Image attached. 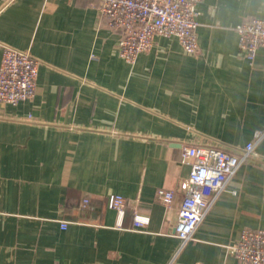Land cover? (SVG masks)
<instances>
[{
	"label": "crops",
	"instance_id": "crops-1",
	"mask_svg": "<svg viewBox=\"0 0 264 264\" xmlns=\"http://www.w3.org/2000/svg\"><path fill=\"white\" fill-rule=\"evenodd\" d=\"M99 3L0 0V61L3 43L42 61L32 99L0 101V264H166L190 172L183 147L232 149L264 131V47L251 62L237 32L264 19V0H203L197 53L157 36L134 63ZM257 151L175 264H243L229 246L264 228V137ZM112 193L129 200L123 217ZM136 210L150 218L139 229Z\"/></svg>",
	"mask_w": 264,
	"mask_h": 264
},
{
	"label": "built area",
	"instance_id": "built-area-1",
	"mask_svg": "<svg viewBox=\"0 0 264 264\" xmlns=\"http://www.w3.org/2000/svg\"><path fill=\"white\" fill-rule=\"evenodd\" d=\"M203 0H100L98 11L107 24L120 31L118 54L134 63L141 53L153 46L157 36L176 37L185 52L199 50L197 5ZM241 52L253 62L258 49L264 47V19L253 17L237 26ZM42 61L30 50L3 43L0 61V101L18 104L36 95ZM264 137L258 131L244 145L228 149L213 143L184 146L182 161L190 165L189 175L182 181V202L175 226L179 245L166 264H175L178 254L195 238L219 197L228 190L229 183L239 168L259 157L257 145ZM235 193V190H233ZM160 198L171 207L175 193L161 188ZM89 200L85 199L84 203ZM109 206L125 214L129 200L117 193L109 196ZM149 216L139 210L134 213V228L144 227ZM68 223L63 222L62 227ZM229 251L243 264H264V228H244L238 241Z\"/></svg>",
	"mask_w": 264,
	"mask_h": 264
}]
</instances>
